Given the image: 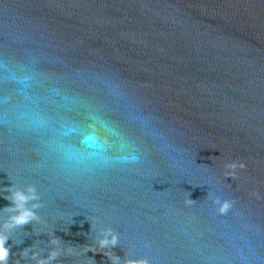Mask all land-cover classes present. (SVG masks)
Instances as JSON below:
<instances>
[{
    "label": "water",
    "instance_id": "95a60500",
    "mask_svg": "<svg viewBox=\"0 0 264 264\" xmlns=\"http://www.w3.org/2000/svg\"><path fill=\"white\" fill-rule=\"evenodd\" d=\"M25 48L59 58L42 67L115 121L143 160L89 173L50 156L40 167L37 137L0 128V189L35 185L43 205L41 221L9 239V264H36L22 253L46 257L52 234L65 249L53 264H111L85 251L107 227L122 260L264 264V0H0V54ZM208 193L235 201L229 215Z\"/></svg>",
    "mask_w": 264,
    "mask_h": 264
},
{
    "label": "clouds",
    "instance_id": "9594fccd",
    "mask_svg": "<svg viewBox=\"0 0 264 264\" xmlns=\"http://www.w3.org/2000/svg\"><path fill=\"white\" fill-rule=\"evenodd\" d=\"M43 64H62V61L30 48H25L19 55L0 54V128L8 129L13 136L37 137L35 155L40 167L50 156L66 168L89 173L97 168L140 164L143 160L140 148L120 126L93 108L83 96L66 88L65 76L45 70ZM74 72L76 77L87 73L84 69H75ZM97 79H103L109 95L122 96V86L116 80L108 76H98ZM246 167L242 161L228 162L225 177L234 178L236 169ZM0 192L10 193L6 199L11 201V206L0 213V264H9L11 249L8 241L16 229L41 221L36 210L43 206L42 196L32 184L20 187L12 183ZM208 196L218 205L219 215H229L235 201H222L210 193ZM185 203L192 205L195 202L187 198ZM51 236L50 243L55 247L46 257L31 248L25 249L22 256L27 258L31 253L36 264L58 261L65 249L61 248L58 238ZM119 243L120 234L107 227L85 251L103 253L111 264H151L146 258L122 260L113 251ZM66 251L72 253L74 248L70 246ZM16 264H20L19 260Z\"/></svg>",
    "mask_w": 264,
    "mask_h": 264
}]
</instances>
